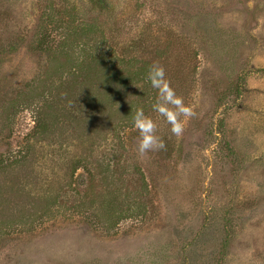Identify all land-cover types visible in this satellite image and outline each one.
Here are the masks:
<instances>
[{"label": "rangeland", "instance_id": "374dc122", "mask_svg": "<svg viewBox=\"0 0 264 264\" xmlns=\"http://www.w3.org/2000/svg\"><path fill=\"white\" fill-rule=\"evenodd\" d=\"M106 1L0 0V264H264V0ZM99 48L164 66L181 137L142 81L87 120L106 74L73 72ZM141 106L166 144L143 157Z\"/></svg>", "mask_w": 264, "mask_h": 264}, {"label": "clouds", "instance_id": "9594fccd", "mask_svg": "<svg viewBox=\"0 0 264 264\" xmlns=\"http://www.w3.org/2000/svg\"><path fill=\"white\" fill-rule=\"evenodd\" d=\"M146 80L156 90L152 111L163 117L170 126V132L179 138L185 130V123L195 116L190 105L179 95L166 75V70L158 61H154L147 69ZM138 86V85H137ZM139 87V86H138ZM133 127L139 133L137 153L143 157L149 151H160L166 148L164 140L157 134L158 125L144 108L137 107L132 116Z\"/></svg>", "mask_w": 264, "mask_h": 264}, {"label": "trees", "instance_id": "16d2710c", "mask_svg": "<svg viewBox=\"0 0 264 264\" xmlns=\"http://www.w3.org/2000/svg\"><path fill=\"white\" fill-rule=\"evenodd\" d=\"M93 2L98 8L104 9L108 8V2L106 0H90ZM83 32L86 33H92V31L85 30ZM47 37L42 39L41 45L47 46V49H51L50 47V38ZM113 61L112 57L107 53L103 48L101 51V48L97 50V52H91L86 56V59L83 60V62H77L74 66V72L73 74H79L83 76H87L88 73L93 74L95 71H99L101 73L102 70H104V73L106 74V77L104 81H102L101 89L96 94L93 93L94 97L92 95H88L85 100L86 105L91 108L92 111L87 112V115L85 116L88 119L94 120L95 123L98 121L106 120V124H113V119L111 116H113V113H109L108 116H103L102 114L99 115V113H103L106 111L108 107H113V101L109 99L108 96H106L105 93L108 91L113 90V84L115 86L123 87L124 89L126 86H131L132 83L137 81L145 82V84H149L146 80V72L147 69L145 66L141 65L139 68L140 70L138 72L133 71H125L126 74L123 73L120 69L117 68H111L112 66L109 65V63ZM113 64V63H111ZM114 65V64H113ZM108 69V70H107ZM97 75V74H96ZM97 77V76H96ZM99 77V76H98ZM118 84V85H117ZM144 84V85H145ZM103 87V90H102ZM149 91L148 89L146 90ZM142 93V91H141ZM89 94V93H88ZM104 94V95H103ZM103 95V96H102ZM143 95V93H142ZM110 100V101H109ZM51 103H46L42 110H38V123H37V129L40 135L47 136V134H50L52 132V126L54 124V118H52L53 110L51 107ZM98 114V115H97ZM77 169V167L74 168V171Z\"/></svg>", "mask_w": 264, "mask_h": 264}]
</instances>
